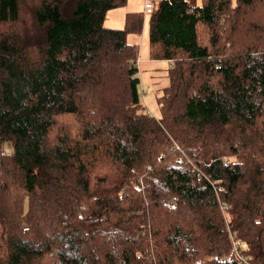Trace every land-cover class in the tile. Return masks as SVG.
I'll return each mask as SVG.
<instances>
[{
  "label": "trees",
  "instance_id": "trees-1",
  "mask_svg": "<svg viewBox=\"0 0 264 264\" xmlns=\"http://www.w3.org/2000/svg\"><path fill=\"white\" fill-rule=\"evenodd\" d=\"M125 1L0 0V264H264V0L153 5L158 118Z\"/></svg>",
  "mask_w": 264,
  "mask_h": 264
},
{
  "label": "rangeland",
  "instance_id": "rangeland-1",
  "mask_svg": "<svg viewBox=\"0 0 264 264\" xmlns=\"http://www.w3.org/2000/svg\"><path fill=\"white\" fill-rule=\"evenodd\" d=\"M153 5L158 0H151ZM199 3V0L196 1ZM127 12H143L142 0H126L124 5L112 8L107 15L111 16L108 20L105 16L103 25L110 28H122L124 26V16ZM118 16V18H117ZM147 17L143 15V24L139 33L130 32L126 34V40L130 43H135L138 46L137 53V71L134 73L138 77L139 85L137 88L139 98L145 106V110L154 118L159 117V108L155 101V97L162 93V89L168 84L167 79V61L163 60H150L147 52V41H146V28H147ZM116 18L119 21L120 27H113L116 23ZM104 20V19H103ZM113 20V22H112ZM110 24V25H109ZM1 150L5 153L11 152V144L9 142H3L1 144ZM231 159V158H230ZM139 178H136V183L139 182ZM218 183L219 180L212 181ZM220 205L221 210H224ZM223 224H227L229 218L226 213L221 215ZM228 220V221H227ZM233 234V233H230ZM233 237L230 236V239Z\"/></svg>",
  "mask_w": 264,
  "mask_h": 264
},
{
  "label": "built area",
  "instance_id": "built-area-1",
  "mask_svg": "<svg viewBox=\"0 0 264 264\" xmlns=\"http://www.w3.org/2000/svg\"><path fill=\"white\" fill-rule=\"evenodd\" d=\"M142 6H143V15H148L149 13H151V11L153 10V3L151 0H142ZM226 162V161H224ZM223 209H225L226 207L224 205L221 206ZM235 245V243L233 244V246Z\"/></svg>",
  "mask_w": 264,
  "mask_h": 264
},
{
  "label": "crops",
  "instance_id": "crops-1",
  "mask_svg": "<svg viewBox=\"0 0 264 264\" xmlns=\"http://www.w3.org/2000/svg\"><path fill=\"white\" fill-rule=\"evenodd\" d=\"M111 10V9H110ZM110 10H107L106 12H105V15H104V20H103V22L105 21V16H106V19L108 18V20H109V18L111 17V16H109V15H107V13L110 11ZM128 13V12H127ZM117 18H118V16H117ZM116 18V25L115 26H113V27H120V26H118L119 25V21H118V19ZM112 22H113V20H112ZM142 24H143V21H142ZM110 25V24H109ZM142 28V27H141ZM147 29V28H146ZM130 43V42H129ZM135 44V43H134Z\"/></svg>",
  "mask_w": 264,
  "mask_h": 264
}]
</instances>
